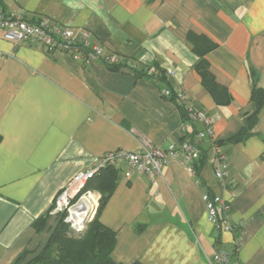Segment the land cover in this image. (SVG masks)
<instances>
[{
	"label": "crops",
	"instance_id": "0c3cea01",
	"mask_svg": "<svg viewBox=\"0 0 264 264\" xmlns=\"http://www.w3.org/2000/svg\"><path fill=\"white\" fill-rule=\"evenodd\" d=\"M0 11L86 29L135 69L157 64L173 91L213 121L212 137L193 139L207 154L198 177L204 188L179 161L155 183L117 166V188L99 215L117 234L116 263L211 264L219 245L238 244L240 264H264V108L251 123L250 76L264 91V0H0ZM190 34L215 45L206 59L231 96L228 105H218L203 86ZM183 123L159 87L130 67L113 71L97 59L48 55L38 43L16 46L0 32V264L46 245L52 222L41 234L33 223L75 175L109 153L179 144L188 133ZM247 129L246 140L222 148L231 175L225 187L211 164L212 144ZM203 192L230 201L237 233L212 224Z\"/></svg>",
	"mask_w": 264,
	"mask_h": 264
},
{
	"label": "built area",
	"instance_id": "2783aa9c",
	"mask_svg": "<svg viewBox=\"0 0 264 264\" xmlns=\"http://www.w3.org/2000/svg\"><path fill=\"white\" fill-rule=\"evenodd\" d=\"M0 32L3 37L13 43L20 44H40L48 55L64 53L73 56L75 59L86 60L97 59L108 65H116L123 62L119 56L107 52L98 42L92 41V34L83 28H72L63 24L53 22L48 18L31 20L24 12L19 11H0ZM84 50H89V55H85ZM164 96H169L170 91L163 90ZM178 97L182 102L185 96L178 92ZM186 105L190 118L200 122L203 130L199 131L195 138L205 140L213 136L212 119L205 113L197 110L191 105ZM189 123H183V131L190 130ZM213 157L211 164L215 167V176L217 180L225 187L231 182V175L226 168V154L216 145L212 146ZM199 158V147L194 142L184 141L179 144H172L168 149L163 150L158 146L147 145L138 152L117 151L109 153L101 158L98 166L89 172H83L75 175L59 193L55 200L54 208L51 212L53 216H65V222L70 225L72 231L82 234L87 226V222L92 219L93 209L86 215L82 222H76L74 219L75 211L81 207L83 199L93 194L87 191L81 196L80 193L96 176V173L108 166L127 165L131 170L147 178L151 183H155L158 176L162 175L163 170L168 167L172 161H179L187 168L191 176L196 178L194 163ZM79 196V198H78ZM78 198V199H77ZM77 199V200H76ZM202 200L206 207L209 220L226 233H237V226L229 221L231 212L230 201L219 195H212L208 192L202 193ZM239 250L236 244L234 249L224 248L222 245L212 258L211 264H240L233 252Z\"/></svg>",
	"mask_w": 264,
	"mask_h": 264
},
{
	"label": "trees",
	"instance_id": "16d2710c",
	"mask_svg": "<svg viewBox=\"0 0 264 264\" xmlns=\"http://www.w3.org/2000/svg\"><path fill=\"white\" fill-rule=\"evenodd\" d=\"M189 44L191 45L192 51L199 57L195 68L202 78L203 86L213 96L218 105H228L231 102V96L226 88L215 81L210 71V64L206 59V55L215 48V45L207 38L194 34H190ZM84 53L85 55H89L90 52L89 50H84ZM83 58L85 60L86 56ZM106 65L113 71H118L122 67H130L136 77H143L152 81L159 87L161 93L163 90L170 91L169 96L162 94L163 98L173 103L181 111L184 123H189L191 127L186 138L181 142H194L193 139L199 132L194 124L198 121L190 118L185 103L179 99L178 93L174 92L171 88L169 78L164 69L155 64L154 67H146L138 70L129 66L127 61L116 65ZM250 76L253 84L252 100L256 105V112L251 118L252 123L258 118L264 108V91L257 87V78L253 71ZM250 135L247 129L226 141L213 142L212 146L216 145L222 149L226 145L244 141ZM206 159V150L199 147V158L194 163V169L196 172V180L201 188H204V184L198 180V177L207 161ZM119 177L118 167L108 165L100 169L96 173L95 178L90 180L80 193L79 196L87 191H95L101 196L97 214L84 233L75 235L69 224L65 222V216H56L53 218L51 216V210L33 223L35 231L41 234L46 229L47 223L49 221L52 222V225L49 227L50 235L46 245L41 250L24 251L15 264H119L112 257L117 234L115 231L103 225L99 219L101 211L117 188ZM233 252L236 255L238 249H235ZM134 264L141 263L135 262Z\"/></svg>",
	"mask_w": 264,
	"mask_h": 264
},
{
	"label": "bare ground",
	"instance_id": "6f19581e",
	"mask_svg": "<svg viewBox=\"0 0 264 264\" xmlns=\"http://www.w3.org/2000/svg\"><path fill=\"white\" fill-rule=\"evenodd\" d=\"M94 194H91L90 197H86L83 199V203L81 204V207L79 210L77 209L74 213V219L76 222H82V219L88 214H90V210L95 206ZM80 222V223H81Z\"/></svg>",
	"mask_w": 264,
	"mask_h": 264
},
{
	"label": "rangeland",
	"instance_id": "374dc122",
	"mask_svg": "<svg viewBox=\"0 0 264 264\" xmlns=\"http://www.w3.org/2000/svg\"><path fill=\"white\" fill-rule=\"evenodd\" d=\"M95 196H96V204H95V206L92 208L93 210V216H92V221H93V219L95 218V216H96V214H97V211H98V208H99V201H100V199H101V196H100V194H98L97 192H95V191H91ZM54 205H55V202H54ZM54 205H53V208H54ZM53 208H52V210H53ZM52 212V211H51ZM53 218L54 217H56V216H53V215H51ZM92 221H90V223L92 222ZM89 223V224H90ZM89 224H87V226H86V228L84 229V231H83V233L86 231V229H87V227H88V225ZM70 226V225H69ZM72 230V229H71ZM73 233L75 234V235H79V234H77V233H75L74 231H73Z\"/></svg>",
	"mask_w": 264,
	"mask_h": 264
},
{
	"label": "water",
	"instance_id": "95a60500",
	"mask_svg": "<svg viewBox=\"0 0 264 264\" xmlns=\"http://www.w3.org/2000/svg\"><path fill=\"white\" fill-rule=\"evenodd\" d=\"M90 221H92V220H89V221L87 222V224H89V223H90Z\"/></svg>",
	"mask_w": 264,
	"mask_h": 264
}]
</instances>
